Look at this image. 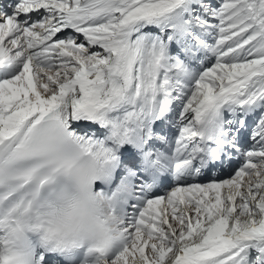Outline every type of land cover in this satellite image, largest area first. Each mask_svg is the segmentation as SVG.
<instances>
[{"label":"snow or ice","instance_id":"6c2138e0","mask_svg":"<svg viewBox=\"0 0 264 264\" xmlns=\"http://www.w3.org/2000/svg\"><path fill=\"white\" fill-rule=\"evenodd\" d=\"M0 264H264V0H0Z\"/></svg>","mask_w":264,"mask_h":264}]
</instances>
